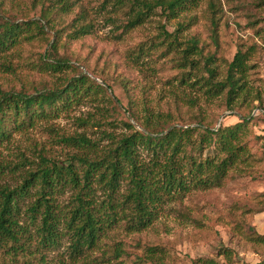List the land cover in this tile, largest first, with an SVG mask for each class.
Returning a JSON list of instances; mask_svg holds the SVG:
<instances>
[{
    "label": "rangeland",
    "instance_id": "1",
    "mask_svg": "<svg viewBox=\"0 0 264 264\" xmlns=\"http://www.w3.org/2000/svg\"><path fill=\"white\" fill-rule=\"evenodd\" d=\"M116 1L75 0L70 14L65 16L55 15L57 0H0V14L39 19L42 10L47 9L54 25L70 19L83 4L94 26L89 35L71 44L67 56L74 67L59 73L33 67L16 49L0 54V85L24 87L30 93L36 88L63 85L80 70L87 73L78 59L81 57L92 68L108 72L105 86H112L81 98L57 117L40 119L0 143V187L20 188L26 176L44 163L42 154L59 163L84 152L90 151V156L102 154L119 137L134 131L125 124L127 118L141 129L131 117L130 108L144 120L150 114L166 112L169 103L185 113L205 110V123L215 128L220 123L238 122L240 114H251L243 138L249 159L231 170L223 186L193 191L185 199L165 205L148 229L128 232L117 227L108 232L106 245L79 256L72 252L69 236H65L59 247L41 252L39 263L192 264L196 258L208 257L227 262L224 249L233 252L234 260L251 264L263 261L264 243L252 241L248 235L254 231L264 234V2L189 0L175 14L155 7L143 23L126 29L129 6L120 8ZM213 16L218 19L216 23ZM46 30L51 39L53 27L47 25ZM195 42L196 47L188 53L189 58L198 61L195 67L180 66L186 48ZM62 45L63 42L60 50ZM141 46L144 51L139 53ZM238 48L251 51L252 94L248 99L238 97L234 109L226 104L225 93L207 104L208 87L204 82L209 76L208 68H216L215 80H224ZM4 63H10L13 70ZM182 76L190 78L183 83ZM97 80L102 83L100 78ZM184 116L189 122L201 119L198 115ZM81 135L94 145L65 139ZM76 163L81 169V164ZM36 191L37 186L31 187L19 198V222L32 234L36 226L26 209L34 202ZM72 194L68 187L58 195L59 202L70 205ZM38 221L39 217L36 224ZM148 245L157 247L155 255L148 254ZM116 247L123 249L119 257Z\"/></svg>",
    "mask_w": 264,
    "mask_h": 264
},
{
    "label": "trees",
    "instance_id": "2",
    "mask_svg": "<svg viewBox=\"0 0 264 264\" xmlns=\"http://www.w3.org/2000/svg\"><path fill=\"white\" fill-rule=\"evenodd\" d=\"M187 1L132 0L127 3L117 0L116 3L120 8L128 4L125 27L132 29L143 23L155 7L175 14ZM57 3L55 15L65 16L76 4L75 0H57ZM79 7L68 22L61 20L57 25L53 24L47 9L42 10L39 19H21L14 13L0 14V54L16 49L33 67L47 72L59 73L74 67L67 56L71 44L89 35L94 27L84 5ZM212 18L216 23L218 19ZM47 25L53 27L51 39L46 36ZM195 47L196 42L186 48L180 66L195 67L198 61L188 55ZM143 51L141 46L139 53ZM78 59L87 73L80 70L63 85L36 88L33 93L24 87L0 85V143L9 141L14 133L33 126L40 119L57 117L83 97L112 88L105 86L108 72L92 68L87 59ZM250 59L249 49L238 48L224 80H215L216 68H208L209 76L204 82L208 87L207 104L225 93L226 104L234 109L238 97H250ZM4 65L13 70L10 63ZM189 78L182 76L180 82ZM190 101L196 103L197 100ZM168 106L166 112L150 114L144 120L130 108L131 117L139 122L141 129H136L127 118L125 124L134 131L119 137L102 154L90 156V151L84 152L61 163L42 154L44 163L26 176L20 188L0 187V264H40L41 252L59 247L65 236H69L72 252L79 256L106 245L108 232L117 227L128 232L148 229L165 205L183 200L193 191L223 186L231 170L248 161L243 138L248 132L251 114H240L238 122L220 123L215 128L205 123L203 109L185 113L176 106L170 107V103ZM184 113L198 115L201 119L189 122ZM65 139L94 145L84 135ZM76 162L81 164V169ZM35 186L36 198L26 209L36 226L32 234L19 222L22 212L19 198ZM68 187L73 190L71 204L64 205L58 195ZM38 217L40 221L36 224ZM248 237L264 243V234L254 231ZM147 248L150 256L155 255L156 246ZM121 251L122 247H116L117 257ZM224 254L227 262L208 257L196 258L192 264H251L234 260L231 250L224 249ZM256 264H264V260Z\"/></svg>",
    "mask_w": 264,
    "mask_h": 264
}]
</instances>
